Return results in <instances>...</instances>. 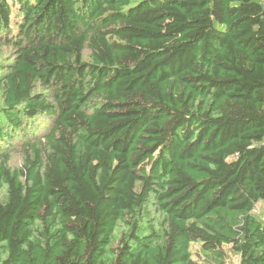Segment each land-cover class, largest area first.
Returning a JSON list of instances; mask_svg holds the SVG:
<instances>
[{"label": "trees", "instance_id": "16d2710c", "mask_svg": "<svg viewBox=\"0 0 264 264\" xmlns=\"http://www.w3.org/2000/svg\"><path fill=\"white\" fill-rule=\"evenodd\" d=\"M0 47V264H264V0H0Z\"/></svg>", "mask_w": 264, "mask_h": 264}, {"label": "rangeland", "instance_id": "374dc122", "mask_svg": "<svg viewBox=\"0 0 264 264\" xmlns=\"http://www.w3.org/2000/svg\"><path fill=\"white\" fill-rule=\"evenodd\" d=\"M10 55V49L9 47H0V60L2 58L9 57ZM2 105L1 100V93H0V106ZM2 122V120H0ZM18 136L13 138V141L10 145H7L6 142H3V146H5V151L10 154V166H19L21 164L22 154L19 148V138ZM3 191H0V196H2ZM155 214V218H160V216L157 213ZM254 216L261 220V222L264 224V202L259 201L255 204ZM224 258L222 260H219L214 257L212 253L206 252L201 247L200 242H193L191 243L190 250L192 253V258L199 264H238L239 262V254L231 248L229 245H224Z\"/></svg>", "mask_w": 264, "mask_h": 264}]
</instances>
